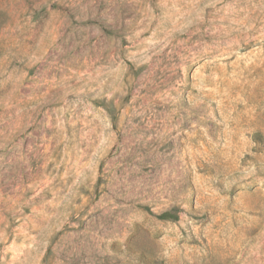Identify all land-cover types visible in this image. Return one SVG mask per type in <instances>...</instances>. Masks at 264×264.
I'll use <instances>...</instances> for the list:
<instances>
[{"label": "rangeland", "instance_id": "rangeland-1", "mask_svg": "<svg viewBox=\"0 0 264 264\" xmlns=\"http://www.w3.org/2000/svg\"><path fill=\"white\" fill-rule=\"evenodd\" d=\"M0 264H264V0H0Z\"/></svg>", "mask_w": 264, "mask_h": 264}, {"label": "trees", "instance_id": "trees-1", "mask_svg": "<svg viewBox=\"0 0 264 264\" xmlns=\"http://www.w3.org/2000/svg\"><path fill=\"white\" fill-rule=\"evenodd\" d=\"M158 218L161 220L176 221L179 219V214L177 212H173V211H165V212L161 213L160 215H158Z\"/></svg>", "mask_w": 264, "mask_h": 264}]
</instances>
